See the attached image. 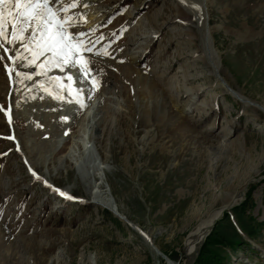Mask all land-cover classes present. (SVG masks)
Here are the masks:
<instances>
[{
    "label": "rangeland",
    "instance_id": "obj_1",
    "mask_svg": "<svg viewBox=\"0 0 264 264\" xmlns=\"http://www.w3.org/2000/svg\"><path fill=\"white\" fill-rule=\"evenodd\" d=\"M192 4L70 9L87 21L71 32L95 27L88 39L102 35L96 48L109 52L88 53L98 84L95 95L89 78L82 84L84 109L73 96L64 103L65 89L61 100L10 83L0 49V103L16 110L11 124L0 111V264H189L187 235L244 180L245 197L217 217L191 264H264V109L253 103L264 107V0H205L203 15ZM204 34L230 86L204 59ZM53 103L70 109L58 114L68 117L61 146L56 113L45 118Z\"/></svg>",
    "mask_w": 264,
    "mask_h": 264
},
{
    "label": "snow or ice",
    "instance_id": "obj_2",
    "mask_svg": "<svg viewBox=\"0 0 264 264\" xmlns=\"http://www.w3.org/2000/svg\"><path fill=\"white\" fill-rule=\"evenodd\" d=\"M78 6L87 8L88 0H0V49L6 54L7 61L12 62L4 63L10 83L21 84L25 80L30 81L38 72L44 80L38 79L36 84L45 92L52 88L54 91L50 94L55 99L63 100L65 97L61 93L66 88L69 96H73L81 108L86 107L81 90L72 87L74 76L71 70H66V66L76 69L82 78H89L94 89L98 81L94 76H90L93 71L92 61L90 56L84 53L107 56L109 52L106 46L96 48V43L103 39L102 35L95 43L88 39L87 33L95 32V27L89 28L87 32L69 31L73 25L86 22V12L69 11ZM192 7L199 8L200 5L192 4ZM17 42H20L18 48L5 46L15 45ZM41 57L43 60H40ZM4 60L5 55H0V61ZM22 61L36 65L37 72L21 71L17 62ZM51 68L59 69L63 75L49 76ZM65 78L67 83L64 82ZM0 111L4 112L8 123L11 124L10 106L6 109L0 105ZM61 119L67 120L68 117L64 116ZM33 175L40 179L35 172ZM54 191L59 192L61 196H68L60 189Z\"/></svg>",
    "mask_w": 264,
    "mask_h": 264
},
{
    "label": "bare ground",
    "instance_id": "obj_3",
    "mask_svg": "<svg viewBox=\"0 0 264 264\" xmlns=\"http://www.w3.org/2000/svg\"><path fill=\"white\" fill-rule=\"evenodd\" d=\"M96 1L97 0H88V3H89V5H91L93 3L95 4ZM204 3H205V0H200V4L199 5H201L200 12H201L202 15L204 14V7H205L204 6ZM90 11H91L90 14H93V11H97V9L96 10H93L92 9ZM203 25H204V23H203ZM90 26L92 27L93 25L91 24ZM69 31H71V30L69 29ZM211 40L212 39L209 37L208 34H204V37H203V49H202V50H204V53H203L204 59L206 61L208 60L209 65L213 67V70L211 69L212 70V73L213 74H216L218 77H220V81H217V83L218 84H222V81L225 80L226 83L228 84V86H230V84H229L230 82H228L226 80V78L220 72V69L221 68H220V62H219V59H218V51L215 49V47L212 44V41ZM84 54L85 55H88V53H84ZM66 70H71V72H72V74L74 76V80H73V83H72V87L73 88H78L80 90L81 89H86V88H83V85H84V87H86V85H87L86 82H85L86 77L85 78H82L80 76V74L77 73L76 69L70 68V66H66ZM35 71L36 70H34L33 72H35ZM28 72H32V71H28ZM56 75H61L62 76L63 73H61L59 69L53 68V75L52 76H56ZM35 77H36V75L33 76L32 80H30L29 82L27 81L28 83H26V86L27 85L30 86L32 84V86H31V87H33L32 90H34L36 88H39V85L36 84L37 79H35ZM139 80H140V82L142 84L148 85L147 80L145 79L144 75L140 71H139ZM64 82L67 83L66 78L64 79ZM29 90H30V88H29ZM90 91L93 92L92 94H94V93L96 94V92L94 90H92V88H91ZM26 94L27 93H25V94L23 93V95H22L24 97L23 101L29 102L30 100L29 101L27 100L29 98V96L28 95L25 96ZM43 94H45V93H41L42 96H43ZM65 96H66V102H64V103L68 104L69 101H71V102L73 101V100L68 99L69 94H68V89H66V88H65ZM242 98H243V102H244V104L246 106L253 105V104L250 103V101H251L250 99H248L246 97H242ZM187 101H185L182 104L183 105H188L190 102H187ZM253 103L256 104V106H255V104L253 106H255V107H261V108L264 109V107H263L262 104H258L255 101ZM31 104H32V102H31ZM85 104H86V107H83V109L84 108H87L89 106V102H85ZM0 105H2V104L0 103ZM29 105H30V102H29ZM73 105H75V104L73 103ZM73 105L71 104L72 107H73ZM9 106H10V115L14 119L15 114H16L15 106H13L12 103H10ZM3 107H5V106H3ZM26 107L27 106H25L23 108H26ZM65 109L70 110L69 107H66L63 103H61V104L53 103V106H51L52 115L47 114L45 116L46 120L49 121V120H51V116H53L54 112L56 113V115H55V119L57 117V119L55 121V124H56L55 126L56 127H55V130H53L54 131V134L52 133L53 136L58 137L57 143L56 144H55V142L52 143V144H55V146H59V145L61 146L62 142L64 143V141L67 138V135H65V133L63 132L65 130V124L64 123H66V122H65V120H62L60 118L61 115L60 116L58 115L61 111H65ZM60 119H61V122H60ZM90 151H92V149H90ZM88 158H89V160L97 161L94 153H92V152H91V154L89 153ZM250 182H252V180H244L242 185L238 186L237 188H235L234 191H232L229 194H227L226 196H224V198L222 200V203H221V206L219 208L215 209V210L209 211L203 218H200V220H199L198 224L195 226V228L187 235V237H186V239L184 241V244H185V256H186L189 264H191L192 261L198 255V253H199V251L201 249V246L204 243L207 235L210 233V230L212 229V226H213L215 220L217 219V217L220 216L221 213L225 209H228V208H230V207L234 206L235 204H237V203H239V202L242 201V199L245 197V193H246V191L248 189V186H249V183ZM47 184L49 186H51V183L50 182H48ZM147 235H148L149 239L152 240L151 233H148Z\"/></svg>",
    "mask_w": 264,
    "mask_h": 264
},
{
    "label": "trees",
    "instance_id": "obj_4",
    "mask_svg": "<svg viewBox=\"0 0 264 264\" xmlns=\"http://www.w3.org/2000/svg\"><path fill=\"white\" fill-rule=\"evenodd\" d=\"M207 239V238H206ZM216 241H218L217 239L214 241V242H216ZM205 242H206V240H205ZM204 244V243H203ZM203 246V245H202ZM201 249H202V247H201ZM201 251V250H200ZM200 253V252H199ZM204 256V255H203ZM213 256H216V255H212V257H211V259L212 260H214L215 261V257H213ZM205 258H206V260L208 259L206 256H205ZM197 259V258H196ZM204 260H202L201 261V263H199V264H205V263H207V262H203ZM207 261H209V260H207ZM209 263H211V262H209ZM213 263V262H212ZM214 264H216L215 262H214Z\"/></svg>",
    "mask_w": 264,
    "mask_h": 264
}]
</instances>
